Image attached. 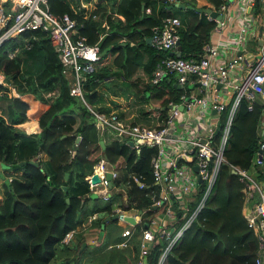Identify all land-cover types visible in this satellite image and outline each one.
<instances>
[{"label":"trees","instance_id":"1","mask_svg":"<svg viewBox=\"0 0 264 264\" xmlns=\"http://www.w3.org/2000/svg\"><path fill=\"white\" fill-rule=\"evenodd\" d=\"M182 1L196 5L195 0ZM209 1L215 6L226 2ZM170 3L168 0H118L112 10L115 17L107 14L110 26L100 40L102 28L99 20L91 16L83 19L82 13L75 16L83 22L80 29L86 41H98L102 53L100 60L110 55L112 64L121 69L111 70L110 64H104L87 75L84 87L90 104H97L101 99L98 87L105 84L109 76L115 75L128 80V87L134 93L125 110L127 121L143 125L157 123L162 106L170 98L177 97L180 88L173 84L174 76L164 78L159 84L150 83L156 62L161 57L175 54L149 46L146 37L161 24L164 16L177 15L181 21L177 46L180 56L199 57L209 42L211 29L217 23L204 12L193 8L169 9ZM49 4L55 13L72 12L65 0H49ZM147 8L149 11H146ZM102 16L105 14L102 13ZM24 38H28L30 46H23ZM17 45L16 55L8 57V51ZM142 54L147 55L146 61L141 60ZM138 66H142L147 74L144 82L142 78H133ZM0 70L18 84L23 95L32 94L47 104L39 114L41 128L37 132L27 133L16 126L29 114V104L22 98H13L7 103L10 120L6 122L0 116V161L10 171H21L20 175H13L11 180L3 183L0 264H49L59 246L67 245L62 242L63 236L74 229L81 219V210H84L86 201L84 194L89 191L84 176L92 169L100 152L115 162L120 174L125 162L130 163L134 159L137 172L148 169L154 148L142 146L136 155L120 143L119 134L105 128V147L101 149L98 142L100 135L90 112L78 98L70 95L61 64L45 31L27 29L3 41L0 44ZM56 87L59 92L51 96L50 101L43 96L44 92ZM154 106L158 107L157 111ZM132 112L137 114L132 116ZM261 112L260 103L255 102L249 108L247 101L241 100L225 150L229 162L244 168L250 167L259 148L257 124ZM78 134L80 139L76 141ZM15 164L19 166L11 168ZM218 180L216 191L203 208L199 222L185 231L182 239L168 254L166 264H256L257 235L247 226L243 217L244 185L227 164L223 165ZM132 192L138 194L140 190L133 187ZM138 204L141 206V203ZM155 250L157 253V247ZM85 252V247L77 252L76 259L79 262ZM137 252L138 247L135 246L131 258L136 257ZM125 256L120 251L115 259L111 255L103 262L130 264L131 261L126 260Z\"/></svg>","mask_w":264,"mask_h":264},{"label":"built area","instance_id":"2","mask_svg":"<svg viewBox=\"0 0 264 264\" xmlns=\"http://www.w3.org/2000/svg\"><path fill=\"white\" fill-rule=\"evenodd\" d=\"M224 3L218 8L221 13L226 8ZM240 15V25L231 37L235 47L229 46V49L235 48L234 53L224 63L212 60L222 51L210 43L205 44L199 57L167 55L156 62L150 83L159 84L164 78L174 76L180 88L178 96L170 98L162 106L159 126L127 124L117 111L99 110L87 103L96 125L115 131L135 154L142 146L157 148V153L151 158L150 182L145 180L144 174L128 166V177L119 184L118 169L104 157H99L92 171L85 175L90 191L98 196L108 199L113 191H120L123 200L113 203L108 216L115 214L122 224V239L109 246L127 247L131 242L137 243L139 238L141 242L135 264L167 263L168 254L185 231L199 222L225 163L247 186L244 217L247 226L257 235L256 264H264V36H260L257 52L248 59L244 40L256 19L245 13L244 5ZM92 16L96 18L95 14ZM180 24L177 15L164 16L150 35L153 47L176 52ZM81 25L68 12L52 11L49 0H0V44L27 29L45 31L62 70L71 77L70 93L84 100L82 87L87 75L98 67L101 52L98 41H86ZM101 26L103 30L99 40L109 29V23L103 20ZM17 51L18 47L10 49L8 55L14 57ZM243 60L246 71L239 74L235 66L241 65ZM234 73L239 77L234 78ZM195 83L199 84L198 90L188 85ZM0 84L3 86L0 95H18L15 89L10 92V84L2 72ZM221 87L230 90L228 96ZM242 99L247 101L249 108L255 102L262 105L259 148L248 168L229 162L225 156L232 123ZM154 107L157 111L158 107ZM94 173L99 177L97 182H92ZM108 173L110 177H107ZM135 184L149 199L144 208L137 209L130 199V189ZM95 218L96 213H92L88 222ZM72 234V230L68 231L62 242H69Z\"/></svg>","mask_w":264,"mask_h":264},{"label":"crops","instance_id":"3","mask_svg":"<svg viewBox=\"0 0 264 264\" xmlns=\"http://www.w3.org/2000/svg\"><path fill=\"white\" fill-rule=\"evenodd\" d=\"M65 1L69 4L70 8L72 9V12H68V13L71 14V16H73L74 18H76L75 16L78 15V14H80V13H82V18L83 19L86 18V17H88V16H91L93 19H95L97 21L98 20L100 21L99 22V25L102 28L101 22L103 20H107V14L108 13L111 14V17H115L113 15V11L112 10L115 9L114 7H115V4H116V2L118 0H114V1L113 0H65ZM178 1H179V3H181V2L182 3H185L182 0H178ZM169 2H172V3H170V5H173L174 2H176V1L174 0V1H169ZM195 3H196L195 6H199V7H202L203 8L201 11H198V12H204L207 15L208 18L215 19L216 22H217L216 25L211 29L210 39H209V42L208 43L215 44L216 46H218L219 48H221V51L222 52H225L224 54H221V55H218V56H215V57L212 58V60L214 62L220 63V64L221 63H224L234 53V49L235 48L229 49V46L232 44L235 47V44L236 43H234L231 40V37L234 35V33L238 29V26L240 25V19H241V15H240L241 10H240V7H242L244 5L245 6V13L247 15H249L250 17H253V18L256 19L255 22H253V24H252V29L249 30V34L245 37V40H244L245 41V48L248 51V53H247L246 56H248V59H251L254 56V54L257 52V47H259L260 44H261V37L260 36H264V0H226L225 3L223 2L225 4V7L226 8L222 12L223 17L221 19H217L216 17L211 16L210 13L209 12H206V10L204 9L206 7H210L211 9H214V10H217L218 11V8H219V6L221 4L218 5V6H215L209 0H195ZM2 4H4V3L2 2ZM187 4L188 3H185V5H187ZM189 5H191V4H189ZM49 6H50V4H49ZM169 6H168L169 9H172L173 7H179L180 9H186V8H188L186 6L185 7H180V6H172V7H169ZM99 7L101 8L100 10H99ZM146 11H149V8H147ZM102 13L105 14L104 17L102 16ZM219 13H221V12H219ZM94 14L96 15V18L92 16ZM115 14L118 16L117 13H115ZM119 16L122 17L121 15H119ZM180 17L182 18V16H180ZM187 17L189 18V15H187ZM79 22L83 23L82 21H79ZM107 22H108V20H107ZM17 35L18 34L14 35L13 37H15ZM146 43L149 46H153L151 44V41H147L146 40ZM22 44H23V46H30V44L28 42V38H24V41H23ZM16 47H18V45ZM101 55H102V53H101ZM8 57H10V56L8 55ZM10 58H12V57H10ZM111 58H112V56H111ZM147 58L148 57H147L146 54H142V56H141V60L142 61H146ZM108 64H110V67H111V65L113 66V68H114L113 70H117V71H120L121 70L120 68H118L117 66H114L112 64L111 59H110V62ZM235 70L239 74H241V73L243 74L246 71V65L244 64V60L241 61V65L235 66ZM0 72H2L5 75L7 81L9 82V84H10V88H9L10 92H12V89H15V91L18 93V95H12V94L11 95H8V94H2V95H0V101H3L4 102L3 105H2V103H0V112L3 111V113H0V116L6 122L8 120H10L9 119V115L7 113V107H6L7 103L11 99H13V98H22L25 101H27L28 104H29V109L27 110V112L29 114L27 115V118L25 120H22L21 122L16 123V126L18 128H20L21 130L27 132V133L39 131L40 128H41L40 127V124H39V114L46 108L47 104L46 103L44 104L43 102L39 101L32 94H25V95H23V93L18 88V84L16 82H14L13 79L11 77H9L3 70H0ZM62 73L64 75V78L67 80L68 86L70 87V78H71L70 75H67L63 70H62ZM141 74H144L145 76H142ZM116 77H118V76H116ZM116 77H115V75L109 76L108 77L109 79L107 78L106 83L105 84H102V85H100L98 87V93L100 94V98L101 99L97 102V104H90L87 101V97L85 95L86 90H85V87L84 86L82 87V89H83V97H84V100L86 102L79 95L71 94L70 91H69V93H70V95L78 98L86 107H87V103H89L90 105H92L93 107H95L96 109H99V110H104V111L115 110V111H117L121 115V118L123 119V121L125 123L129 124L130 122L127 121L128 116L126 115L125 110L128 108V106H129L132 98L134 97V93H133V90H131L128 87L129 86V81L128 80H125L122 77L120 78V80H121L120 81V84L115 85V87H114L113 84L116 83V82H118V80H115ZM134 77H139L140 79L142 78V82L146 81L147 74L144 72L142 66H138L137 67V69H136V71H135V73L133 75V78ZM238 77H239V75H237V74L234 73V78H238ZM149 81H150V79H149ZM108 83H111V84L109 85ZM173 84L176 85L179 88V86L176 83V79L175 78L173 80ZM188 85L190 87H193L195 90H198V86H199L198 83H195V85H192V84H188ZM1 87H3V86L0 84V88ZM5 88L8 89V87H5ZM127 88H128L127 91H129V94H128L127 97H124V95L120 94V90L121 89H127ZM221 88H222V91L225 92V95L228 96L230 90L227 89V88H225V87H221ZM58 92H59V88L56 87L55 89H53L51 91L44 92L43 93V96L50 101L51 100V96L57 95ZM98 107H101V108H98ZM87 109L89 110L88 107H87ZM34 110H36L37 113H36V111H35V113H33ZM89 112H90V115H91V117L93 119L94 126L98 130V132H99V135H100L99 137H100V139L103 140L104 147H105V138H104L105 137L104 136V133L105 132H104V130H105V128H108V127H99L98 125H96L94 115L91 113L90 110H89ZM135 114H137V112H132L131 113L132 116H134ZM162 115L163 114L160 113V115L158 116L157 123L152 124V125H147V126H154V125L160 124L161 123V120H162ZM140 117L142 119L143 118H146V116H140ZM261 118H262V112H261V115H260V118H259V122L257 124V133L259 135V138H260L259 125H260V122H261ZM110 131L116 133L112 129H110ZM78 135L76 136V141H77V138L80 139L78 137ZM100 139H99V141H100ZM119 141H120V143L124 144L127 147V150L129 151V149H130L129 148V145L127 143H125L121 138H119ZM99 144H100V142H99ZM100 146H101V144H100ZM104 147L101 146V149H104ZM153 148L154 149H153L152 153L150 154V159H149V162H148V169L146 168V170L143 171V172H141V171L137 172L138 170L134 166L135 159L132 162L127 163V164L125 162V164H124L125 167H123V169L121 170V173L119 174V177H118L119 184H120V182L125 181L127 179L128 175L126 174V168L128 166H132L133 168H135L134 170L137 173L144 174L146 181H149V182L151 181V179H152L151 165H150L151 158H152L153 155H155L157 153V148H155V147H153ZM130 151H133V150L130 149ZM42 155L44 156V154H42ZM99 157H104V158H106L108 160V158L102 153V151L100 152V155L98 156V158ZM37 159H38V156H37ZM124 159L125 160L127 159L126 156L124 157ZM34 160H31V161H33V163H35L36 160L35 161ZM108 161H110V160H108ZM110 162L115 167V162L114 161H110ZM251 162H252V160H251ZM226 164L227 163H225L223 165H226ZM15 165H17V166H15L14 169L19 166V164H15ZM223 165H222V167H223ZM13 166L14 165H12L11 168ZM222 167H221V169H222ZM227 167L232 171L231 166H229V164H227ZM7 168H8L7 165L5 163H3V162L0 161V174H3V175L0 176V202L4 198V186H3L4 181H7V180L9 181V180H11V179H9V177H12L13 175H20V173H21L20 170L10 171ZM221 169H220V171H221ZM91 171H92V169L88 173H90ZM146 172H148V174ZM233 173H235V172H233ZM219 175H220V173H219ZM219 175H218V179H219ZM236 176H237V174H236ZM84 179H85V176H84ZM218 179H217V183L215 185V188H214V191H213V194L211 195V197L214 195V193L216 191L217 184H218V181H219ZM237 179L240 182H242L243 185H244V192L242 194V207H243V210H244V205H245V203L247 201L246 200L247 186H246V184L243 181H241L239 179L238 176H237ZM87 183H88V181H87ZM114 183H116V182H114ZM115 185H118V183H116ZM88 187H89V184H88ZM133 187L136 190H140V192L138 194L137 193L134 194L132 192ZM130 192H131L130 193V199L135 202L136 206L138 207L137 209L144 208L148 204L149 199L144 194V191H143L142 188H139L135 184L134 186L131 187ZM90 193H91V191L89 189V191H87L84 194L85 199H87L88 197L91 198L89 196ZM131 197H133V198H131ZM122 200L123 199H122V196H121L120 191L119 190H116V191H113V193L111 194V196L108 199H106L104 206L103 207H99L100 209H97V210H94V211H92V210L91 211H88V209L84 206V210L83 211L81 210V219H80L79 223L76 225V227L74 229H72V231H73L72 236L74 235V238H73L72 246L71 247H73V249H76V252H80L85 246H87V244H88L87 241L89 240V238H87V237H90V231L91 230H94L95 231V234H94V236H91V239L89 241L90 243H95L96 241H102L103 240V238H104V236L106 234V228H103L102 227V222L101 221H100L101 222L100 224H97V223H94V222H96L98 219L101 218L100 217V211L103 212V216L102 217H103L104 224H106L107 221L109 222L110 220H112V219H110V220L104 221L105 218L108 215H110V212H111V208L113 206V203L114 202H120ZM85 203H86V201H85ZM138 203H141V206H139ZM107 205H109V208L108 209L106 208ZM92 213H96V218L93 219L91 222H88V217ZM244 213H245V210L243 211V217H244ZM244 219H245V217H244ZM115 220L117 221V219H115ZM245 221H246V219H245ZM117 223L122 227V224H120L118 221H117ZM101 231H102V234H101ZM120 237H121L120 239H122L121 232H120ZM118 241H116V242H118ZM140 242L141 241L138 238V242L137 243H132L131 242L127 247H122V248H120V247H114V248L120 249V251L124 252L125 255H126V257H128L127 258V260H128L129 259L128 252H131L132 253V251H134V249H135V246L138 247L140 245ZM110 244H113V243H109L107 246H109ZM62 245L59 246V247H61V248H59V251L64 250L66 252V251L70 250V247H69L68 244L67 245L62 244ZM111 248H113V246ZM94 256H95V263H98L97 262L98 261L97 254H94ZM104 260H106V259L104 258L102 260V262ZM82 262H84V255H83V257L80 260V263H82Z\"/></svg>","mask_w":264,"mask_h":264},{"label":"rangeland","instance_id":"4","mask_svg":"<svg viewBox=\"0 0 264 264\" xmlns=\"http://www.w3.org/2000/svg\"><path fill=\"white\" fill-rule=\"evenodd\" d=\"M240 10H241V7H240ZM224 53L225 52H222V54H224ZM110 59H111L110 55L103 57L102 60H100L97 63V66L108 64L110 62ZM113 69L114 68L111 65V70H113ZM141 75L145 76L144 74H141ZM115 80H118V82L113 84L114 87H115V85L120 84V81H121L119 77H116ZM108 84L110 85L111 83H108ZM127 90H128V88L127 89H121L120 94L124 95V97H127L129 94V91H127ZM0 103H2V105L4 104L3 101H0ZM0 113H3V111H1ZM1 175H3V174H0V176ZM105 201H106V199L101 197V196H97L94 198L88 197L86 199L85 207L88 209V211L97 210V209H100L99 207L104 206ZM102 216H103V212L100 211V217L101 218L98 220L96 219V220H97V222H100V221L102 222V227L104 226L106 228V234H105L102 241H96L95 243H90L89 241L91 239V236H94V234H95L94 230L90 231V237H87V238H89V240L87 241L88 244H87V246H85L86 253L84 254V262L80 263L79 260L76 259V255H77L76 249H73V247H71L72 241L74 238V235H73L72 238L70 239V241L66 243L69 245L70 250H68L66 252L64 250L59 251V248H60L59 247L56 256L49 262V264H111V262H107V261L102 262V260L104 258L109 259L111 255H113L114 259L116 257H118V254L120 253V249L114 248L115 246H113V248H111L107 245L109 243L114 244L116 241H118L121 238L120 232H121L122 227L117 223L116 220H110L109 222L107 221V223L104 225ZM94 254H97V257H98L97 262L98 263H95ZM128 255H129V260L131 261L130 264H135L134 260L136 257L131 258V256H130L131 252H128ZM125 258L127 260L128 257L125 256ZM114 264H116V263H114ZM119 264H123V262H120Z\"/></svg>","mask_w":264,"mask_h":264},{"label":"water","instance_id":"5","mask_svg":"<svg viewBox=\"0 0 264 264\" xmlns=\"http://www.w3.org/2000/svg\"><path fill=\"white\" fill-rule=\"evenodd\" d=\"M172 6H180V7H185V6H186V7H188V8H193V9H195V10H197V11H201V10L203 9L202 7H199V6H192V5H189V4L185 5V3H182V2L179 3L178 0H177L176 2H174L173 5H170L169 7H172ZM204 9L206 10V12H209L211 16L216 17L217 19H221V18L223 17V14H222V13H219L217 10L211 9L210 7H206V8H204ZM146 40H147V41H151V36H148V37L146 38ZM178 43H179V40L177 41V44H178ZM170 53H171V54H175L176 56H180V54H181L179 49H178L176 52L171 51ZM78 140H79V139L77 138V141H78ZM99 142H100L101 146L104 147V142H103V140L100 139ZM31 162H33V161H31ZM15 166H17V165H14L12 168H14ZM107 177H110V173L107 174ZM91 179H92V182H97V181H99V177H98V175L95 174V173L92 175ZM89 196H90L91 198H94V197L97 196V194H96L95 192H91V193L89 194ZM67 200H68V199H67ZM110 219L115 220V219H116V215L114 214V215H111V216H107V217L105 218L104 221H106V220H110ZM128 219H129V220H132L131 217H128ZM101 234H102V231H101Z\"/></svg>","mask_w":264,"mask_h":264}]
</instances>
